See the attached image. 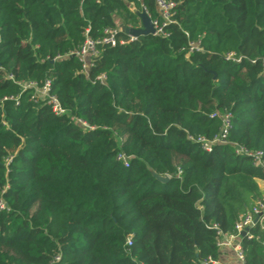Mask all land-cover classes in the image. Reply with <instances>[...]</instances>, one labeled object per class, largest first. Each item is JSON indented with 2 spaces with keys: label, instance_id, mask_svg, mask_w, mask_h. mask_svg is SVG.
<instances>
[{
  "label": "trees",
  "instance_id": "obj_1",
  "mask_svg": "<svg viewBox=\"0 0 264 264\" xmlns=\"http://www.w3.org/2000/svg\"><path fill=\"white\" fill-rule=\"evenodd\" d=\"M171 1L164 24L156 0H0V264H213L217 231L263 200L237 147L264 161V0ZM141 11L161 32L130 40ZM211 114L230 127L208 151ZM250 233L245 264H264Z\"/></svg>",
  "mask_w": 264,
  "mask_h": 264
},
{
  "label": "built area",
  "instance_id": "obj_2",
  "mask_svg": "<svg viewBox=\"0 0 264 264\" xmlns=\"http://www.w3.org/2000/svg\"><path fill=\"white\" fill-rule=\"evenodd\" d=\"M156 6L157 10L159 12V15L164 21V24L172 22V15H173V7L175 6L174 2L171 0H156ZM153 27H154V33L161 32V29L159 28V25L156 20L151 19ZM115 33L116 30H113L110 32L105 38L102 39L105 43H110L114 45L116 43L115 40ZM136 37L130 36V40H134ZM123 43V42H121ZM96 42H94L91 39H86L83 46L80 48V50L76 51V56L82 61L83 63V71H86L87 68L90 65V57L93 56L96 53L95 49ZM238 60V59H237ZM104 77L99 76V80H103ZM24 87H32L36 90L34 97L36 99L42 98L45 99L48 104L51 105L52 111L57 114H63L65 112V109H63L58 100L54 95H51L49 93V82H46L43 87L37 88L36 85L33 82H28L24 85ZM211 117L218 116L222 120V129L219 132L217 136L213 138V140L208 141L204 139L203 137L198 138L197 142L202 143V147L205 150H210L211 145L213 143L219 142L223 143L225 142V136L227 134V130L230 127L229 123V115L223 114L217 115V114H211ZM77 122L81 124L84 128H92L91 126L87 125L84 121L77 119ZM237 152L239 154L252 157L253 163L257 166L261 167L262 174L264 175V161L262 159V152L261 151H248L242 147H237ZM117 158L121 161H123L124 165H128V159L127 156L123 153L118 154ZM6 205L3 201L0 200V209L5 208ZM256 225H259V227L264 230V199L257 201L247 212H245L243 215L240 216V218L236 221L234 226V233L233 234H224L221 231H217V246L220 251V254L226 247H230L233 250L234 253V260L238 264H245V257L244 253L240 244V237L241 232L244 230L246 231L245 236L248 238H252V234L250 233V229L255 227ZM127 243H130V238H128ZM264 244V242H263ZM58 257L55 258L57 260ZM213 264H228L223 263L219 259L218 260H210ZM51 264H55V261H53Z\"/></svg>",
  "mask_w": 264,
  "mask_h": 264
},
{
  "label": "water",
  "instance_id": "obj_3",
  "mask_svg": "<svg viewBox=\"0 0 264 264\" xmlns=\"http://www.w3.org/2000/svg\"><path fill=\"white\" fill-rule=\"evenodd\" d=\"M138 16L141 19L142 27L140 28L123 27L124 32H126L127 34L133 37L154 33L155 30L150 16L145 11L138 12ZM151 173L152 176L159 182L166 183L169 180V177L167 175H159L156 174L154 171H151ZM246 231L247 230L241 232L242 237L245 236Z\"/></svg>",
  "mask_w": 264,
  "mask_h": 264
},
{
  "label": "crops",
  "instance_id": "obj_4",
  "mask_svg": "<svg viewBox=\"0 0 264 264\" xmlns=\"http://www.w3.org/2000/svg\"><path fill=\"white\" fill-rule=\"evenodd\" d=\"M259 188L262 192L263 199H264V180H259L258 181ZM219 260L223 263H228V264H238L234 260V253L233 250L230 247L224 248L222 253L220 254Z\"/></svg>",
  "mask_w": 264,
  "mask_h": 264
}]
</instances>
